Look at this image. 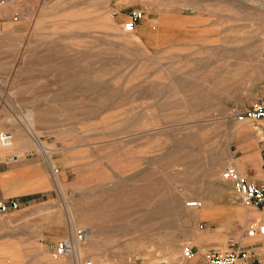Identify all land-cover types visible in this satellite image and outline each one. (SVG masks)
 I'll use <instances>...</instances> for the list:
<instances>
[{
  "label": "rangeland",
  "instance_id": "374dc122",
  "mask_svg": "<svg viewBox=\"0 0 264 264\" xmlns=\"http://www.w3.org/2000/svg\"><path fill=\"white\" fill-rule=\"evenodd\" d=\"M257 100L264 0H0V131L27 144L5 154L23 167L0 197L43 214L0 232V264H203L264 236L248 234L264 205L222 177L264 163V118L233 116ZM76 228L92 233L81 251L56 255Z\"/></svg>",
  "mask_w": 264,
  "mask_h": 264
},
{
  "label": "built area",
  "instance_id": "2783aa9c",
  "mask_svg": "<svg viewBox=\"0 0 264 264\" xmlns=\"http://www.w3.org/2000/svg\"><path fill=\"white\" fill-rule=\"evenodd\" d=\"M144 17V11L134 9L129 18L124 22L126 31H133L137 23ZM235 119H261L264 118V102L257 100L243 110L234 112ZM14 135L10 130L0 131V147H10L13 144ZM222 177L224 180L233 182V185L246 205L263 206L264 205V180L260 182L249 179L241 173L235 166H226L223 169ZM193 206L202 205L201 200L191 202ZM19 201L16 199L1 200L0 211L6 212L11 209L19 208ZM258 233L264 234V225L253 224L248 231L250 236ZM88 237L87 228H76L74 232L62 238L56 246V255H69L75 252L77 244L84 243ZM195 249L192 245L183 247V255L191 258L195 255ZM203 264H264V252L255 246L244 247L238 244L232 245L226 249H211L206 252Z\"/></svg>",
  "mask_w": 264,
  "mask_h": 264
},
{
  "label": "crops",
  "instance_id": "0c3cea01",
  "mask_svg": "<svg viewBox=\"0 0 264 264\" xmlns=\"http://www.w3.org/2000/svg\"><path fill=\"white\" fill-rule=\"evenodd\" d=\"M250 120H253V119H250ZM258 125H262V123L258 122ZM262 131L263 129L260 130L259 133H261ZM26 147H27L26 139L24 140L18 139L15 146H13L11 149L0 150V159H1L0 160V186L4 185L5 187V183H1V181L3 182L5 180L12 179L16 182L17 179L19 178L18 176H20V171L22 170V167H23L22 165H20V163L10 164L8 161H6V157H4L5 154L9 152L14 153L13 160H14V157L16 156L15 158V161H16V160L22 159L21 158L22 152H24ZM244 167L245 168H243L242 173L246 175L249 179L256 181V182H260L264 180V163H258L257 161L253 159L251 164H248L247 166H244ZM11 184L7 183V186ZM29 189L31 188H28L27 185L22 189L15 188L12 185L10 188L8 187V193H13L17 191H28ZM26 194L28 195L30 194V192ZM9 198L10 197L2 199V197H0V201L5 200V199L8 200ZM11 199H14V198H11ZM18 209L19 208L11 209L6 212L0 211V232L1 234H5V236L6 235H10V236L20 235L21 233H27V231L30 232V230L35 231L38 228L37 215H43L42 213H38L36 211L35 212L19 211ZM258 234H262V233H258ZM252 239L253 238L245 240L244 238H231L230 237L227 239L225 243L220 244L217 248H209L207 251L211 249L223 250V249L230 247L231 244L237 243L238 245L244 246V247L258 245L259 249L264 252V236L260 235L256 237L255 239L253 240ZM206 252L203 254V260H204V256Z\"/></svg>",
  "mask_w": 264,
  "mask_h": 264
},
{
  "label": "bare ground",
  "instance_id": "6f19581e",
  "mask_svg": "<svg viewBox=\"0 0 264 264\" xmlns=\"http://www.w3.org/2000/svg\"><path fill=\"white\" fill-rule=\"evenodd\" d=\"M66 28V27H65ZM2 131V130H1ZM12 133H13V135H14V141H13V144L10 146V147H0V150H2V149H11L13 146H15V144L17 143V141H18V135H17V130H16V128H12ZM37 137H38V135H37ZM39 147L41 148V149H43L44 151H45V153H46V155H48L49 154V152H50V148H49V146L48 145H46L45 143H40L39 142ZM42 150V151H43ZM44 153V152H43ZM192 203L191 202H189L188 203V205H191ZM75 223V222H74ZM88 228V227H87ZM91 230V229H90ZM89 230V231H90ZM89 231H88V237L87 238H90V236H91V234L92 233H89ZM75 251H77V252H80L81 251V249H80V244H77V246H76V250ZM82 253V252H81Z\"/></svg>",
  "mask_w": 264,
  "mask_h": 264
}]
</instances>
